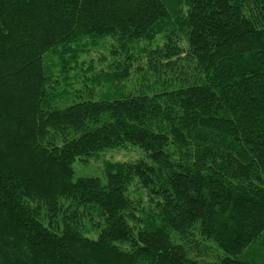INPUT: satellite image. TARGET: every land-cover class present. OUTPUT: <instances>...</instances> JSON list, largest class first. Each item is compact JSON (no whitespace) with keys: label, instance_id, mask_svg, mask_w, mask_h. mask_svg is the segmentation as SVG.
I'll return each mask as SVG.
<instances>
[{"label":"trees","instance_id":"1","mask_svg":"<svg viewBox=\"0 0 264 264\" xmlns=\"http://www.w3.org/2000/svg\"><path fill=\"white\" fill-rule=\"evenodd\" d=\"M127 144L149 162L74 179ZM206 243L264 264V0H0V264H210Z\"/></svg>","mask_w":264,"mask_h":264},{"label":"rangeland","instance_id":"2","mask_svg":"<svg viewBox=\"0 0 264 264\" xmlns=\"http://www.w3.org/2000/svg\"><path fill=\"white\" fill-rule=\"evenodd\" d=\"M181 46L183 47L186 46L184 41H181ZM98 56H99L98 53H96L95 51H91L88 58L94 59V62H97L96 58H98ZM80 60H82V57ZM139 159H146L145 153L138 147H135L129 144L125 145L122 148L107 149L105 151L92 155L88 158L77 159L72 165V168L74 171V179L81 177V176L102 177L104 174V165L106 163H116V162L129 163V162L137 161ZM135 183L136 182L132 183L129 186L128 195H130V197L134 201H138V199L141 198V194L143 190L140 188V185L139 187L138 185L136 187ZM147 199L148 197L145 196L144 201ZM142 201H143V198H142ZM85 234L87 236L93 237V235L89 232ZM170 236H171V239L176 242L180 238L177 234L171 231H170ZM184 238L189 239L190 242L192 240L193 241L196 240V241H201L203 243V241L205 240L204 238H202V236L198 234L197 225L193 227V230L191 231V235H189L187 238L186 237ZM190 242L188 241V244L186 245V247H188L187 249L191 248ZM180 243L183 244L184 242L180 240ZM206 244H207L206 247L204 246L199 247V249L195 253V256L201 262L212 264L215 262V260H217V257L222 254L219 252V250H217V247L213 246L210 243H206Z\"/></svg>","mask_w":264,"mask_h":264}]
</instances>
